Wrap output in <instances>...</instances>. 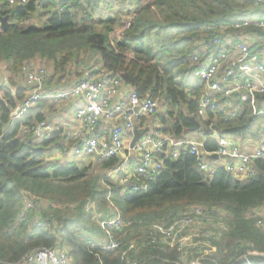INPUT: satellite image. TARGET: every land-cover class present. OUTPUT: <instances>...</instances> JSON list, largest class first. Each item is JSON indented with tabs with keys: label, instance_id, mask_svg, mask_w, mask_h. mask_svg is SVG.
Listing matches in <instances>:
<instances>
[{
	"label": "trees",
	"instance_id": "obj_1",
	"mask_svg": "<svg viewBox=\"0 0 264 264\" xmlns=\"http://www.w3.org/2000/svg\"><path fill=\"white\" fill-rule=\"evenodd\" d=\"M42 1L45 8L47 0H26L11 7L7 0H0V15L8 17L7 26H0V260L15 261L33 249L59 247L66 249L70 264H128L135 259L142 264L145 255L148 264H175L178 253L174 249L133 247L132 243L146 236L144 229L152 222L193 204L227 213V228L215 242L214 259L202 264L231 262L234 246L264 256V225L243 217L248 208L264 203V159L253 162L254 173L249 177L223 167L208 174L199 170L193 155L181 151L177 158L164 160V167L147 181L145 190L135 191L129 183L118 181L120 172L109 175L119 165V158L93 159L80 166L67 154L73 142L60 141L56 130L49 138L18 140L23 126L49 123L43 111L51 105L49 101L40 99L41 105L39 100L3 132L9 110L28 92L21 71L24 64H42L46 69L44 89L56 92L65 89L73 75L76 82L82 75L80 63H88L92 74L102 71L109 80L119 72L141 96L158 98L162 109L168 106L166 114L162 111L157 117L162 131L175 138L192 135L196 120L207 137L206 150L217 148L214 133L237 141L263 140L264 113L253 114L248 102H241L230 119L221 107L207 109L204 116L196 114L204 83L193 75L195 64L190 60L197 44L207 39L206 26L245 15L250 0H145L133 15L125 17L112 15V3L107 0H57L58 7L37 26L33 17L42 15ZM162 5L169 11L158 19L150 17L151 8ZM103 12L107 18L95 21L94 15ZM28 17L30 22L25 23ZM126 21L131 26L119 47L132 52L131 59L115 52L109 42L110 31ZM227 32L234 39L242 37L252 53H264V29L229 27ZM224 37L218 44L205 41L206 54L229 49L223 46ZM256 105L264 108V94L256 97ZM97 164L100 171L92 173L90 168ZM20 189L27 190L35 202H47L38 214L40 226L32 224L35 210L24 208ZM88 201L94 203L101 218L118 213L128 222L115 233L122 240L118 248L89 247L91 242L103 241L104 232L85 209ZM162 258L170 261L163 263Z\"/></svg>",
	"mask_w": 264,
	"mask_h": 264
},
{
	"label": "built area",
	"instance_id": "obj_2",
	"mask_svg": "<svg viewBox=\"0 0 264 264\" xmlns=\"http://www.w3.org/2000/svg\"><path fill=\"white\" fill-rule=\"evenodd\" d=\"M24 2L26 0H7V5L11 7ZM29 22L28 17L25 23ZM130 26V22L126 21L123 25L114 27L109 33V42L115 52H121L129 59L133 58L134 54L121 51L119 42ZM229 27L264 29V0H250V7L245 15L230 18L224 23H210L206 26L207 39L197 44V48L190 55L191 63L195 64L193 75L204 83L196 111L198 116H204L207 109L221 107L225 109V118L230 119L240 110L241 102H248L255 115L264 113V108L257 109L256 105V97L264 94V53L261 55L252 53L249 43L232 38L227 32ZM223 34H225L223 46H228L229 49L206 54L205 41L218 44ZM80 65L82 75L73 85L49 92L44 89L46 78L44 66L37 62L24 64L21 71L29 85L28 92L19 104L9 110V123L3 132L36 106L42 98L55 102L78 98L80 102L74 109V118L79 126L66 135V141L73 142L68 156L80 161L89 158L101 161L113 156L119 158V165L109 175L120 172L118 181L129 183L135 191L145 190L147 181L153 179L164 167V160L169 157L177 158L181 151L193 155L199 170L208 174L223 167L229 173L249 177L254 173L253 162L264 159V139L257 141V146L252 151H243L237 140L214 133L212 138L216 141L217 148L210 151L204 148L207 137L199 129L184 138H175L164 133L157 116H161L162 111L166 114L168 106L162 109L158 98L151 95L141 96L136 89L123 81L119 72L105 80L104 77L91 73V64ZM124 86L127 90L123 89ZM140 120H143L141 127L138 126V122H142ZM98 125H106L102 136L94 134ZM134 125H137L139 130L145 127L149 129L130 146ZM85 132L89 133L86 135ZM52 133L53 127L50 123L23 126L18 140L49 138ZM220 160L222 162H219ZM20 192L24 208L35 210L32 224L40 226L38 214L46 208L47 202L44 200L35 202L28 191ZM85 209L92 212V219L96 220L104 232V240L98 243L91 242L89 247L105 250L118 248L122 240L121 237H116L115 233L122 231L128 222L118 213H113L105 219L101 218L95 210L94 203L90 201L86 203ZM22 217L23 215L19 218ZM243 217L254 219L258 225L263 226L264 203L248 208ZM17 224L19 225V222ZM226 228L227 213L224 210L193 204L146 226L144 229L146 236L139 238L138 243L133 241L132 246L174 249L178 253L177 259L173 261L175 264H202L204 260L213 261L216 252L215 242ZM234 248V256L227 264L235 262L264 264V256L252 252L250 248L242 246ZM169 261L168 258L161 259L163 263ZM147 262L148 255H145L142 264H148ZM0 264L70 263L65 248L41 247L23 254L15 261L0 260ZM128 264L141 263L135 259L129 260Z\"/></svg>",
	"mask_w": 264,
	"mask_h": 264
},
{
	"label": "rangeland",
	"instance_id": "obj_3",
	"mask_svg": "<svg viewBox=\"0 0 264 264\" xmlns=\"http://www.w3.org/2000/svg\"><path fill=\"white\" fill-rule=\"evenodd\" d=\"M112 3V7L110 9V13L113 14H119L122 17H125L127 15H133L136 9H140L141 5L144 3L145 0H141L142 3H139L137 0H107ZM199 3H201V0H198ZM139 3V4H138ZM45 4V1L41 2V9L40 12L42 13L41 16L34 15L33 17V23L37 26H40L43 24L45 19L49 16L51 12H53L58 6H57V0H47L46 4L47 6L45 8H42V5ZM192 6V5H190ZM194 7V6H192ZM152 10L148 12L150 14V17L153 18H161L163 14H165L167 11H169V8L166 5L162 6H153L151 8ZM108 14L106 13H96L94 15V20L98 21L99 18H107ZM161 16V17H160ZM243 40V38L241 37ZM92 62V60H91ZM63 103V102H58ZM76 107V105H75ZM74 106L66 105L65 103L62 104V108L58 113L54 116L53 122L56 123L57 121L61 120L62 122L65 121L66 123H63L64 125H74ZM255 143V141H252ZM70 154V153H69ZM93 158L85 159L84 161H80V159H75V162H77L80 166H84L83 164L89 163ZM92 173H97L100 171V165H94L90 168ZM20 177V176H19ZM21 178V177H20ZM23 190V189H20ZM27 191V190H26ZM45 201V200H44ZM96 210V209H95ZM98 212V211H97ZM99 213V212H98ZM100 214V213H99ZM101 215V214H100Z\"/></svg>",
	"mask_w": 264,
	"mask_h": 264
},
{
	"label": "crops",
	"instance_id": "obj_4",
	"mask_svg": "<svg viewBox=\"0 0 264 264\" xmlns=\"http://www.w3.org/2000/svg\"><path fill=\"white\" fill-rule=\"evenodd\" d=\"M95 69H96V67H95ZM96 75L105 78V75L102 73V71H98V73H96ZM74 82H75V75H73L71 78H69L67 80V82L64 85V88L70 87V85H73ZM123 89L127 90V88L125 86ZM41 100L49 101L51 103V105L49 107H44L43 111L45 114H47L48 118L50 119L49 123L52 125L53 130H56L57 132H59V134L61 136L60 141L62 140L64 142H66L65 136L68 135V132L72 131L73 129H75L79 126L78 122L74 118V125L73 124L72 125H64L63 123H66L65 121L62 122L61 120H59L56 123H54L53 118L58 113V111L61 110L63 103H65L66 105L75 107V105L77 106L79 104V102H80L79 99L78 98H72L69 100H61L58 102H63V103H59V104H57L58 102H55V101L47 99V98H42ZM41 100H40V105H41ZM105 128H106V125L96 126L94 134H98V135L102 136L105 133ZM88 133L89 132H85L86 135ZM237 143H238L241 150L252 151L257 146L258 142L254 143L252 141H247L246 139H243V140H238ZM55 153H56V155H59L57 152H55ZM219 162H222V160H220Z\"/></svg>",
	"mask_w": 264,
	"mask_h": 264
},
{
	"label": "water",
	"instance_id": "obj_5",
	"mask_svg": "<svg viewBox=\"0 0 264 264\" xmlns=\"http://www.w3.org/2000/svg\"><path fill=\"white\" fill-rule=\"evenodd\" d=\"M7 24H8V17L7 16H1L0 15V26H1V28H5L6 26H7ZM135 110H137V108H135ZM194 127L192 128V131H196V130H198L199 129V123L196 121V120H194ZM148 127H145V128H143V129H141V130H139L138 129V127H137V125H134L133 126V138H132V140H131V142H130V146H132L135 142H137L139 139H140V137L146 132V131H148ZM210 157V156H209ZM215 157H217V156H215Z\"/></svg>",
	"mask_w": 264,
	"mask_h": 264
}]
</instances>
